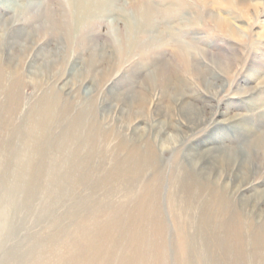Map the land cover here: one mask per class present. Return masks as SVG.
<instances>
[{"label":"rangeland","instance_id":"1","mask_svg":"<svg viewBox=\"0 0 264 264\" xmlns=\"http://www.w3.org/2000/svg\"><path fill=\"white\" fill-rule=\"evenodd\" d=\"M97 1L0 0V264H264V0Z\"/></svg>","mask_w":264,"mask_h":264},{"label":"bare ground","instance_id":"2","mask_svg":"<svg viewBox=\"0 0 264 264\" xmlns=\"http://www.w3.org/2000/svg\"><path fill=\"white\" fill-rule=\"evenodd\" d=\"M3 1V0H2ZM6 1V3L7 2H9V1H11V0H5ZM68 1V0H67ZM97 0H70V3H71V11H70V15H69V19H70V21H68V31L69 32H71V33H73L74 35H77V34H81L82 36L84 35V33H85V30H86V26L88 25V22H90L91 20H93V19H95L97 16H96V13L97 12H99L98 11V9H100L101 8V5H99L97 2H96ZM115 1V0H114ZM244 1V0H243ZM252 1H255V5H259L260 4V1L259 0H252ZM219 0H214L213 1V3H215V4H219ZM250 3V0H246L245 2H244V7L243 8H245L246 6H249L248 4ZM15 4V3H14ZM68 4V3H67ZM106 4V3H105ZM144 4V3H143ZM104 5V4H103ZM107 5V4H106ZM111 5V4H110ZM109 5V6H110ZM113 5H114V3H113ZM212 6V5H211ZM220 6V5H219ZM14 7V6H13ZM105 7V6H104ZM143 7V6H142ZM146 7V12L144 11V9L145 8H143V11H144V13H143V16L142 17H144L145 19H146V17L147 18H149L152 14H151V10L152 9H150V7H148V6H145ZM224 7V6H223ZM11 8V7H10ZM106 8H107V6H106ZM110 8V7H109ZM110 9H115V8H110ZM196 9V8H195ZM5 10H6V8H5ZM9 10V9H8ZM154 10V9H153ZM217 10V9H216ZM226 11V10H225ZM6 12V11H5ZM108 12H109V9H108ZM158 12V11H157ZM156 12V13H157ZM226 12H228V10L226 11ZM105 13V12H104ZM142 13V12H141ZM220 13H224V11H220V8H219V14ZM7 14V13H6ZM215 15V14H214ZM221 15V14H220ZM141 16V15H140ZM2 17V12L0 11V18ZM128 17V16H127ZM156 17V16H155ZM99 18H100V16H99ZM140 18V17H139ZM228 18H230V17H227V15H225V13H224V15L222 14V17H221V22H223L222 24H224V23H226L229 19ZM140 20V19H139ZM163 20V19H162ZM231 20H233V19H231ZM6 21V20H5ZM134 21V20H133ZM235 21V20H234ZM132 22V21H131ZM135 22V21H134ZM134 22H132V23H134ZM163 23V22H162ZM135 24V23H134ZM139 25H140V23H139ZM263 25V24H262ZM92 26V25H91ZM136 27H137V25H135ZM134 26L132 25V28H133ZM155 27V26H154ZM135 28V27H134ZM133 28V29H134ZM147 28V27H146ZM131 29V28H130ZM171 29V28H170ZM140 30H142V29H140ZM137 31H138V27H137ZM147 32V31H146ZM138 33V32H137ZM263 33V32H262ZM127 34V33H126ZM131 34V33H130ZM85 35H86V33H85ZM129 35V34H128ZM137 35V34H136ZM130 36V35H129ZM128 36V37H129ZM126 38H127V36H126ZM132 38V37H131ZM133 38H135L134 37V35H133ZM160 40V39H159ZM148 41V40H147ZM154 41V40H153ZM128 42V41H127ZM156 42V41H155ZM172 42V41H171ZM189 42H190V40H189ZM137 43V41L136 40H133L132 39V42H131V44L133 45V44H136ZM145 43V42H144ZM147 43V42H146ZM130 44V45H131ZM182 44V43H181ZM184 44H186L185 42H184ZM142 45V44H141ZM140 45V46H141ZM143 45H145V44H143ZM143 45H142V47H143ZM147 45V44H146ZM145 45V46H146ZM162 45V44H161ZM173 45V44H172ZM176 45V44H175ZM183 45V44H182ZM156 46H157V44H156ZM174 46V45H173ZM180 46V45H179ZM184 46V45H183ZM186 47L184 48V47H181V48H183V51H184V54H186V55H189L190 53H188V51L189 50H191V48H192V46H193V44H191V46H189V43H188V45H185ZM122 47V46H121ZM150 47V46H149ZM151 48V47H150ZM149 48V49H150ZM164 48V47H163ZM171 48V47H170ZM180 48V49H181ZM162 49V48H161ZM169 49V48H168ZM156 50V49H155ZM172 50V49H171ZM120 51V50H119ZM133 51V50H132ZM146 51V50H145ZM173 51H174V49H173ZM155 51H153V53H154ZM126 53V52H125ZM157 53V52H156ZM160 53V52H159ZM159 53H157V54H159ZM143 55V54H142ZM156 55V54H155ZM142 57V56H141ZM145 58H146V56H144ZM144 57H142V59L144 58ZM185 60H189V59H185ZM143 61H144V59H143ZM48 64V63H47ZM137 65V64H136ZM133 66H134V64H133ZM32 66H30V68H31ZM43 68V67H42ZM132 68V67H131ZM45 69H46V67H45ZM11 70V69H10ZM15 70V69H14ZM40 70H41V68H40ZM171 70V69H170ZM43 71V70H42ZM41 71V72H42ZM145 73V72H144ZM136 76V75H135ZM136 78V77H135ZM213 78V77H212ZM148 80V79H147ZM150 81V80H149ZM151 82V81H150ZM152 82H153V80H152ZM163 82V81H162ZM172 82V81H171ZM118 83H119V81H118ZM168 83H170V81L168 82ZM182 84V83H181ZM174 85V84H173ZM177 86V85H176ZM175 87V86H174ZM178 87V86H177ZM181 87V86H180ZM180 89V88H179ZM182 89V88H181ZM174 91H175V89H174ZM262 91V90H261ZM260 91V92H261ZM144 93V92H143ZM175 93V92H174ZM178 94H179V91H178ZM176 97H177V95H176ZM168 98V97H167ZM167 98H165V99H167ZM174 98V97H173ZM175 99V98H174ZM180 99V98H179ZM187 99V98H186ZM166 101V100H165ZM168 101V100H167ZM139 102H140V99H139ZM169 102V101H168ZM142 103V102H141ZM185 103V102H184ZM143 104V103H142ZM141 106V105H140ZM154 106V105H153ZM184 106V105H183ZM200 106V105H199ZM136 107V106H135ZM142 107H143V105H142ZM141 107V108H142ZM190 107V106H189ZM206 105H205V110H206ZM211 106H209V108H210ZM123 108V107H122ZM139 108V107H138ZM155 108V107H154ZM174 106L173 105H171V109L172 110H174ZM193 108V107H192ZM195 108V107H194ZM197 108V107H196ZM195 108V109H196ZM203 108V109H204ZM144 109V108H143ZM166 109H168L167 107H166ZM170 109V108H169ZM123 110V109H122ZM137 110V109H136ZM140 110V109H139ZM138 110V111H139ZM204 110V111H205ZM128 111V110H127ZM170 111V110H169ZM188 111V110H187ZM193 111V110H192ZM135 112V111H134ZM183 112V111H182ZM191 112V111H190ZM198 112V111H197ZM193 113V112H192ZM225 113V112H224ZM199 114V113H198ZM199 117H197L196 119H197V124H205V122H208V118H207V115L206 114H204V113H202V114H199L198 115ZM166 117V116H165ZM171 118V117H170ZM192 118V117H191ZM162 120V119H161ZM239 120V119H238ZM136 121V120H135ZM153 121V120H152ZM157 121V120H156ZM158 122V121H157ZM222 122H226L225 120H222V118H221V120H218V121H215V122H213L214 124H213V126H217L218 124H221ZM152 123V122H151ZM167 123V122H166ZM136 124V123H135ZM141 124V123H140ZM171 124V125H170ZM170 126L172 127V129H173V133H176L177 135L175 136V135H173L174 137H176V138H174L171 134L170 135H167V137L168 138H163L162 137V146L163 147H166L167 145H169V144H171V141L172 140H176V142H177V140H178V136L181 138V139H183V142H185L186 141V138L184 137L185 136V134H183V133H185L184 132V130H182L181 128L182 127H180V126H178L174 121H173V119H170ZM183 124V123H182ZM194 124V123H193ZM148 125V124H147ZM153 125V124H152ZM139 126V125H138ZM155 126V125H154ZM164 126V125H163ZM186 126V125H185ZM191 126V125H190ZM232 126V125H231ZM159 127V126H158ZM161 127V126H160ZM184 127V126H183ZM144 128V127H143ZM142 128V130H140V128H135V130H134V134H133V137H132V139H139V140H141L143 137V135H145L147 132V130L146 129H143ZM151 128H152V126H151ZM188 128V127H187ZM244 128V127H243ZM129 129V128H128ZM172 129H171V131H172ZM184 129V128H183ZM200 129V128H199ZM124 131V130H123ZM151 131H152V129H151ZM157 131V130H156ZM155 131V132H156ZM183 131V132H182ZM187 131V130H186ZM245 131V130H244ZM191 132V131H190ZM254 132V131H253ZM166 133V132H165ZM249 133H252V132H249ZM123 134V133H122ZM151 135H152V133H150ZM244 134V133H243ZM123 136V135H122ZM149 136V135H148ZM152 137H154V136H152ZM148 138V137H147ZM144 139V138H143ZM150 139V138H149ZM180 139V140H181ZM148 140V139H147ZM155 140V139H154ZM174 140V141H175ZM180 140L178 141V142H180ZM216 140V139H215ZM156 141V140H155ZM182 141V140H181ZM177 142V143H178ZM218 142V141H217ZM145 143H146V141H145ZM169 143V144H168ZM189 144H187V147H186V149L184 150V153H183V155L181 156V159L179 158V159H177V162L179 163L178 164V166H183V167H185V169H187L188 167H191V168H193L194 169V164H195V159H194V157H196L197 156V154L196 153H194L193 152V149L195 148L194 146H192V144H191V142H188ZM142 144V143H141ZM153 144V143H152ZM181 144V143H180ZM204 144L205 145H207V146H210V145H214V142H207V141H205L204 142ZM160 145V144H159ZM173 145V146H172ZM171 145V149H173L174 150V146H176V143L174 142L173 144ZM184 145V144H183ZM143 146V145H142ZM155 146H157V145H155ZM161 146V145H160ZM215 148V147H214ZM158 149V148H157ZM216 149V148H215ZM214 149V150H215ZM175 150H177V149H175ZM178 151V150H177ZM176 151V152H177ZM219 153V152H218ZM221 157H222V154L220 155ZM211 162H213V161H211ZM213 164V163H212ZM217 164V163H216ZM196 166V165H195ZM204 168H203V166L202 167H200L198 170L196 169V167H195V169H194V171L196 170V172H200V171H202Z\"/></svg>","mask_w":264,"mask_h":264}]
</instances>
